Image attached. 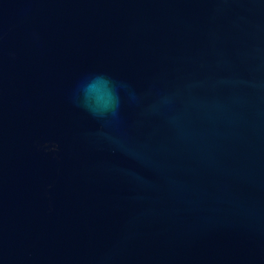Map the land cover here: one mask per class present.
I'll use <instances>...</instances> for the list:
<instances>
[{
    "label": "water",
    "instance_id": "water-1",
    "mask_svg": "<svg viewBox=\"0 0 264 264\" xmlns=\"http://www.w3.org/2000/svg\"><path fill=\"white\" fill-rule=\"evenodd\" d=\"M0 264H264V0H0Z\"/></svg>",
    "mask_w": 264,
    "mask_h": 264
}]
</instances>
